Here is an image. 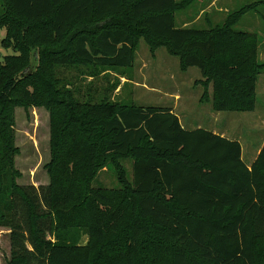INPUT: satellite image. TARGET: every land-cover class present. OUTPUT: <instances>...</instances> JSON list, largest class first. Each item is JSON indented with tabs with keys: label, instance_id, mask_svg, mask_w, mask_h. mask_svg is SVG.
Masks as SVG:
<instances>
[{
	"label": "trees",
	"instance_id": "16d2710c",
	"mask_svg": "<svg viewBox=\"0 0 264 264\" xmlns=\"http://www.w3.org/2000/svg\"><path fill=\"white\" fill-rule=\"evenodd\" d=\"M4 1L0 30L18 52L5 66L39 61L21 95L38 105L45 92L51 107L50 183L22 185L9 104L24 79L2 78L0 65L6 264H264V144L249 167L239 140L187 129L170 108L104 101L87 109L44 71L55 63L130 67L145 34L201 70L215 110L253 111L263 66L258 38L235 29L252 5L199 29L176 26L175 10L190 0ZM123 158L132 161V179ZM105 167L116 187L94 185Z\"/></svg>",
	"mask_w": 264,
	"mask_h": 264
},
{
	"label": "rangeland",
	"instance_id": "374dc122",
	"mask_svg": "<svg viewBox=\"0 0 264 264\" xmlns=\"http://www.w3.org/2000/svg\"><path fill=\"white\" fill-rule=\"evenodd\" d=\"M246 5H252V9L242 17L235 29L257 36L258 58L263 63L262 73L257 80L256 109L253 111L215 110L212 84L201 70L198 67H184L180 57L173 55L166 44L151 41L145 34H139L136 38L135 60L130 67L55 63L44 71L52 74L55 85L66 95H71L73 103L87 109L99 106L104 101L170 108L187 129L203 127L223 131L235 139L237 137L234 136H238L244 161L250 164L256 156V145L264 141V0H190L174 13L177 27L205 29L223 24L230 12ZM6 12L5 1L0 0V19ZM5 34L6 29H1V76L5 78L18 74L24 79L9 104L13 120V144L19 151L14 161L16 168L22 172L17 181L22 185L39 187L49 184L51 180L47 166L51 160V107L45 103V92H40L38 105H32L22 97V89L37 70L39 61L32 60L31 65L24 68L18 61L5 66V56L18 53L13 47L5 46L9 42ZM121 160L128 178L132 179V161L130 158ZM94 185L116 187L118 182L114 171L105 167ZM10 232L8 228L0 227V264L10 260ZM87 239L84 236L83 242Z\"/></svg>",
	"mask_w": 264,
	"mask_h": 264
},
{
	"label": "crops",
	"instance_id": "0c3cea01",
	"mask_svg": "<svg viewBox=\"0 0 264 264\" xmlns=\"http://www.w3.org/2000/svg\"><path fill=\"white\" fill-rule=\"evenodd\" d=\"M257 85H258V82H257ZM257 90V89H256ZM256 109V108H255ZM184 126V125H183ZM185 127V126H184ZM212 131H214L215 133H219V134H221V135H223V136H226V137H228V138H230V139H235V138H232L233 136H229V135H227L225 132H223V131H219V130H217V129H213ZM234 137H237V139L239 140V137L238 136H234ZM237 139H235V140H237ZM240 141V140H239ZM263 144H264V141L260 144H257L256 145V147H255V151H256V156L254 157V159H253V161L250 163V164H247L249 167H251V165L254 163V161L256 160V158H257V156L259 155V153H260V151H261V149H262V147H263ZM248 146V145H247ZM242 157H244V151H243V147H242ZM243 160H244V158H243Z\"/></svg>",
	"mask_w": 264,
	"mask_h": 264
}]
</instances>
